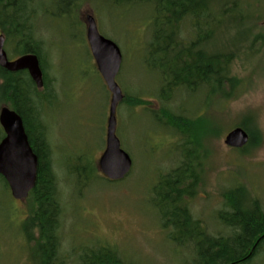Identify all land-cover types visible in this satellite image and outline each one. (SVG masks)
Returning a JSON list of instances; mask_svg holds the SVG:
<instances>
[{
	"label": "rangeland",
	"instance_id": "rangeland-1",
	"mask_svg": "<svg viewBox=\"0 0 264 264\" xmlns=\"http://www.w3.org/2000/svg\"><path fill=\"white\" fill-rule=\"evenodd\" d=\"M99 1L77 7V25L72 18L43 13L47 5L58 11V0H39L42 7L35 18L46 77L51 91L57 93L41 106L63 203L58 255L73 263L84 246L101 245L118 251L126 262L187 264L195 257L194 248L169 239L153 205L160 175L182 160L180 136L157 120L154 111L166 107L207 118L206 128L201 122L195 130L197 183L193 195L183 201L208 233L231 232L219 213L225 208L223 194L237 187L245 190L251 204L258 200L264 211V0L245 2L248 12L242 13V23L232 26L227 37L231 41L245 35L237 43L238 52H233L232 80L224 84L222 95L207 97L206 88L196 93L178 90L167 101L157 97L160 79L146 64L154 14L151 4L117 6L113 12ZM90 13L100 33L122 50L117 82L124 94L147 101L142 105L121 102L117 107V135L133 160L130 173L120 181L105 179L98 167L106 146L111 95L86 39ZM6 41L8 51L19 55L16 39L6 36ZM225 45L217 40L210 47L214 51ZM237 126H245L250 135L243 148L224 143L226 134ZM78 165L87 167L85 176L74 168ZM34 206L31 196L15 199L0 177V264H41L47 254L45 245L37 243L38 228L28 225ZM249 264H264V251Z\"/></svg>",
	"mask_w": 264,
	"mask_h": 264
},
{
	"label": "trees",
	"instance_id": "trees-1",
	"mask_svg": "<svg viewBox=\"0 0 264 264\" xmlns=\"http://www.w3.org/2000/svg\"><path fill=\"white\" fill-rule=\"evenodd\" d=\"M88 1L90 0H58V11H52L50 5H47L43 13L72 18L77 25L76 9ZM99 2L109 5L113 12L117 6H135L139 2L153 7L149 58L146 64L159 76L162 90L157 97L161 101L170 100L178 90L196 93L206 88L207 97L220 93L222 95L224 84L232 80L230 63L233 52H238L237 43L245 35L241 34L231 41L227 37L234 28L232 26L242 23L240 19L245 16L242 13L248 12L245 4L249 3L248 0ZM241 4L243 8H240ZM41 7L39 0H0V24L5 36L16 39V53H36L42 59V66L46 67L35 20ZM217 40H223L226 45L213 51L211 47ZM204 46H211L209 51L212 52L207 51ZM23 86L25 90L19 85L14 92L27 122L31 146L38 155L37 181L29 194L35 205L34 214L28 225L32 229L33 226L38 228L37 243H42L48 250L41 264H136L126 262L113 248L101 245L84 246L73 263H67L58 255L63 203L54 167L53 145L41 114V104L48 100L43 93L36 91L32 82ZM56 95L53 89L50 100L55 99ZM122 102L131 105L147 104L146 100L128 94H125ZM154 115L180 136L181 163L166 175H160L154 187L156 194L153 205L158 209L161 224L167 230L169 239L179 246L194 248L192 251L195 257L187 261V264H249L260 251H264V211L258 200L251 204L246 200L248 196L244 194L245 190L239 187L224 193L225 208L220 211L219 218L231 232L219 235L208 233L202 221L195 220L187 202L183 201L186 195H193L194 185L197 183L195 161L198 151L195 130L201 127V122L206 128L207 118L204 120L201 116H186L166 107L160 112L154 111ZM193 145L195 149L192 148ZM74 168L85 176L86 166L78 165ZM3 180L5 181L4 178ZM5 184L8 186L6 181Z\"/></svg>",
	"mask_w": 264,
	"mask_h": 264
},
{
	"label": "water",
	"instance_id": "water-1",
	"mask_svg": "<svg viewBox=\"0 0 264 264\" xmlns=\"http://www.w3.org/2000/svg\"><path fill=\"white\" fill-rule=\"evenodd\" d=\"M85 22L87 26L86 39L91 54L111 95L106 128V146L99 158L98 167L107 179L120 181L130 173L133 166L130 154L122 148L117 135V107L125 97L117 82V76L123 63V53L114 40L100 33L97 20L92 13L87 15ZM4 44L5 35L1 33L0 65L11 71L29 70L33 80L41 88L43 86V71L39 56L29 52L9 61ZM0 120L6 132L5 138L0 142V175L7 182L11 195L15 199L23 200L35 187L38 155L30 144L23 120L17 112L4 107L1 110ZM249 140L248 131L242 126H237L226 134L224 143L231 148H243Z\"/></svg>",
	"mask_w": 264,
	"mask_h": 264
},
{
	"label": "flooded vegetation",
	"instance_id": "flooded-vegetation-1",
	"mask_svg": "<svg viewBox=\"0 0 264 264\" xmlns=\"http://www.w3.org/2000/svg\"><path fill=\"white\" fill-rule=\"evenodd\" d=\"M1 33H3V32H1ZM4 48L7 52V56H8V59L10 61H13L16 58H18L19 56H21V54L13 55L9 52L10 50L7 47L6 36H5ZM40 63H41V59H40ZM41 68L43 71V86L40 88L37 86V84L33 80L32 76L29 73V70L22 69V70H18V71H11V70L0 65V114H1V110L4 107H7V108L17 112L23 120V125L25 127L26 133H27V122L25 120V117L23 116V114L20 111L19 103L17 100V94L14 92L15 91L14 89H15V87H19V85H22V87H24L23 89L25 90V86H23V85L32 82L36 91L39 94L43 93L45 98L47 100H50L51 99L50 82H49L48 78L46 77L45 68L42 66V63H41ZM44 104H46V102H44ZM41 114H42L43 122L46 123L45 117L43 116V110L41 111ZM27 135H28V133H27ZM5 136H6V132H5V129H4V127L1 123V120H0V142L5 138ZM28 138H29V136H28ZM0 177L4 178L2 175H0Z\"/></svg>",
	"mask_w": 264,
	"mask_h": 264
},
{
	"label": "bare ground",
	"instance_id": "bare-ground-1",
	"mask_svg": "<svg viewBox=\"0 0 264 264\" xmlns=\"http://www.w3.org/2000/svg\"><path fill=\"white\" fill-rule=\"evenodd\" d=\"M10 61V60H9ZM30 73V72H29ZM31 75V74H30Z\"/></svg>",
	"mask_w": 264,
	"mask_h": 264
}]
</instances>
